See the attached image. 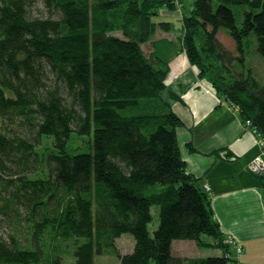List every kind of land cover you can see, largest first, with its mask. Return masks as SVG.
<instances>
[{
	"label": "trees",
	"instance_id": "1",
	"mask_svg": "<svg viewBox=\"0 0 264 264\" xmlns=\"http://www.w3.org/2000/svg\"><path fill=\"white\" fill-rule=\"evenodd\" d=\"M153 1L162 4L0 0V264H97L107 255L119 264H240L241 246L182 159L183 121L161 96V55L143 49L156 28ZM220 1L195 2L186 52L264 137V74L243 48L254 34L253 59H264V0ZM235 5L247 7L240 25ZM223 29L237 49L217 39ZM74 132L92 153L69 154ZM128 233L136 249L121 255ZM182 240L219 253L174 256Z\"/></svg>",
	"mask_w": 264,
	"mask_h": 264
},
{
	"label": "crops",
	"instance_id": "2",
	"mask_svg": "<svg viewBox=\"0 0 264 264\" xmlns=\"http://www.w3.org/2000/svg\"><path fill=\"white\" fill-rule=\"evenodd\" d=\"M165 49L173 55L171 45L163 43L158 47L161 56L166 54ZM187 59L185 52L175 59L179 60V73L186 74L174 90L188 101L174 105L186 122L177 135L183 160L188 172L214 191L213 212L222 232L240 244L242 252L236 254L240 264H264V177L247 171L254 158L264 161L262 145L242 125L237 111L212 94L210 87L199 82L200 86L198 69ZM189 145L196 151H191ZM222 151H228L236 160H222Z\"/></svg>",
	"mask_w": 264,
	"mask_h": 264
},
{
	"label": "rangeland",
	"instance_id": "3",
	"mask_svg": "<svg viewBox=\"0 0 264 264\" xmlns=\"http://www.w3.org/2000/svg\"><path fill=\"white\" fill-rule=\"evenodd\" d=\"M157 2L162 1V4L160 5V7H158L157 4H155L156 2L153 1L151 3L152 7H150L149 9L153 8L155 6V11L157 13V17H155V24H156V28L154 30V33L152 34V37L149 41H147L144 45H143V49L144 52L148 55L151 56L152 54L154 55H159V50L158 47L160 48V46H162L163 43L165 44H170L171 45V51L173 52V55H171V53L169 52L170 50L165 49L163 51V53H166L165 55H162L160 58V64L162 65V68L166 71L165 73V79H164V83L166 85V89L164 90V92L162 93V97L164 102L170 104V106L172 107L173 111L175 114H177L178 117H180L182 119V123L183 126H186V122L185 120H183V118L179 115V113L176 110V106L175 103L179 102V103H183V104H188V101L186 99L185 101V95L182 96L179 93H176L175 90V86H180V81L182 78L185 77V73H179V70L177 69V65L179 64V60L175 59L177 57H179L180 55H183L184 52L186 53L187 56V60H189L188 54L186 52V42H185V25L184 23L186 22V18H195V2L197 0H170L169 3H174L173 7H170L169 5H167L165 3V0H156ZM160 3V2H159ZM222 4V2L220 0H214L213 3V8L217 9V7H219ZM164 5V6H162ZM235 14V18L238 19V24H241V15L242 13L247 9V7L244 6H230ZM121 9L114 10V12L112 13V18L110 19V22L112 20L117 19L118 17L120 18V14ZM152 11V12H155ZM114 13V14H113ZM119 13V15H118ZM118 15V17H117ZM153 19V18H152ZM196 19V18H195ZM208 29H210V27H208ZM117 36H121L122 34L119 32L117 34H115ZM217 39L222 43V45L226 48H233L232 44H234L236 46V44L230 39V37L227 35V30L223 29L221 32H219V34L217 35ZM244 50H246L245 54L249 55V60L250 61H254L256 63V67H260L259 70H262L263 74H264V59L260 58L257 64V61L254 60L253 58L255 56H257V51L258 49V39L256 38V36L254 34H251L250 36H247V38H245L244 40ZM155 46V49H154ZM237 49V46H236ZM235 50V49H233ZM161 51V50H160ZM162 53V51H161ZM256 58V57H255ZM188 63H190V61H188ZM190 65L195 69L196 66H194L192 63H190ZM197 68V67H196ZM198 69V68H197ZM197 74V79H198V83H203L205 85H207L208 87H210L212 94H215L216 96H218V98L228 104L225 99L223 97L220 96V94H217V90L214 86V84L211 82V80H209L208 77H202L203 74L200 73L199 69L196 71ZM199 83V84H200ZM201 86V84H200ZM201 88V87H200ZM185 94V93H184ZM230 106V108L234 111H237L234 107H232L230 104H228ZM191 120L195 121V117H191ZM243 121V120H242ZM188 125V123H187ZM242 125L249 131V133H252L254 135H256L259 138V143L261 145V140L264 139V137H261V135L258 134L257 131H255V127L253 124H251L250 121L246 122L243 121ZM178 127L177 129V135H178V130L181 128ZM87 138H81V137H77V133L74 132V135L71 138L70 141V145L68 147V152L69 154L72 155H77V154H81L83 152H88V153H92L93 149L90 150L89 148V144L85 143L84 140ZM178 142H179V138H178ZM180 148V145H179ZM189 149L191 151H196L194 148L191 147V145H189ZM181 154H182V149H181ZM220 158L222 160H226V161H234L236 160V157L232 156V154H228V151H222L220 154ZM183 159V157H182ZM254 160L256 161V159L254 158ZM253 160L254 163L249 162L247 165V171L256 177L261 178L262 174L260 172H257L258 168L263 166L262 162H258L255 163V161ZM258 160V159H257ZM254 164L259 165V167H255ZM261 164V165H260ZM254 167L251 168L250 167ZM264 167V166H263ZM264 175V174H263ZM194 176V175H193ZM263 177V176H262ZM194 178L198 179L196 176H194ZM199 181H201L202 185L205 188L206 193H208L210 195L211 201H212V195L214 193V191H211V188L208 185H204L203 184V180L202 179H198ZM152 215H154V221L151 224L150 229L153 231L158 227V214H157V209H152ZM216 216V214H215ZM217 219V217H216ZM218 221V220H217ZM220 224V222H219ZM221 227V225H220ZM235 240L234 238L229 239L230 243ZM228 242V240H227ZM238 245H240L238 243ZM173 254L174 256H178V257H184L187 258L189 260H201L204 259L208 256L211 255H216L219 252L217 250H215L214 252L212 251H207L206 249H201V247L198 245V243L195 240L192 241H188V240H182V241H174L173 242ZM118 248V252L121 255H129L130 253H132L136 248V239L135 237H133L131 234H125L122 235L119 240L117 241V246ZM242 252V248H238V253ZM221 254V253H220ZM222 255V254H221ZM67 261L69 263H71V258H67ZM121 262V259L119 257L116 256H105V257H98L97 258V264H119ZM229 264H233L232 262Z\"/></svg>",
	"mask_w": 264,
	"mask_h": 264
},
{
	"label": "built area",
	"instance_id": "4",
	"mask_svg": "<svg viewBox=\"0 0 264 264\" xmlns=\"http://www.w3.org/2000/svg\"><path fill=\"white\" fill-rule=\"evenodd\" d=\"M261 145H262V148H263V151H264V139L261 140ZM254 161H255V160H254ZM258 162H262V164H263V166H264V162L262 161L261 158H258V160L256 159L255 163H258ZM252 163H254V162H252ZM260 165H261V164H260ZM254 166H255V167H259V165H256V164H254ZM263 166L259 167L258 170H257V172H260L262 175L264 174V167H263ZM251 168H254V167H252V165H251L250 169H251Z\"/></svg>",
	"mask_w": 264,
	"mask_h": 264
}]
</instances>
